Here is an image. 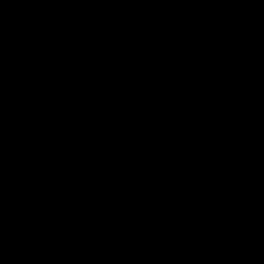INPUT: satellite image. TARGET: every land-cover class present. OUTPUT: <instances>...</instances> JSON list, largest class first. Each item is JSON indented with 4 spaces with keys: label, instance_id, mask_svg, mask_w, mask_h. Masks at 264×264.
<instances>
[{
    "label": "water",
    "instance_id": "water-1",
    "mask_svg": "<svg viewBox=\"0 0 264 264\" xmlns=\"http://www.w3.org/2000/svg\"><path fill=\"white\" fill-rule=\"evenodd\" d=\"M0 264H264V0H0Z\"/></svg>",
    "mask_w": 264,
    "mask_h": 264
}]
</instances>
